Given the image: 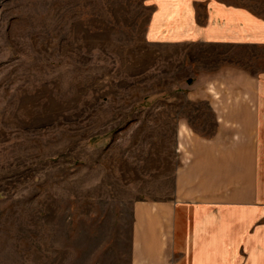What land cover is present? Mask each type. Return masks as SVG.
I'll list each match as a JSON object with an SVG mask.
<instances>
[{
  "label": "rangeland",
  "instance_id": "rangeland-1",
  "mask_svg": "<svg viewBox=\"0 0 264 264\" xmlns=\"http://www.w3.org/2000/svg\"><path fill=\"white\" fill-rule=\"evenodd\" d=\"M159 3L0 0V264H130L135 204L220 95L258 91L264 43L155 38Z\"/></svg>",
  "mask_w": 264,
  "mask_h": 264
},
{
  "label": "crops",
  "instance_id": "crops-1",
  "mask_svg": "<svg viewBox=\"0 0 264 264\" xmlns=\"http://www.w3.org/2000/svg\"><path fill=\"white\" fill-rule=\"evenodd\" d=\"M159 1L155 38L264 43V0H208L202 23L205 0ZM256 83L220 95L233 102L211 107V133L192 129L170 195L135 204L130 264H264V78Z\"/></svg>",
  "mask_w": 264,
  "mask_h": 264
}]
</instances>
